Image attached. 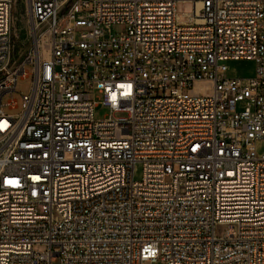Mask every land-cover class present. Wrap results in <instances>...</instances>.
Here are the masks:
<instances>
[{
    "label": "built area",
    "instance_id": "1",
    "mask_svg": "<svg viewBox=\"0 0 264 264\" xmlns=\"http://www.w3.org/2000/svg\"><path fill=\"white\" fill-rule=\"evenodd\" d=\"M25 8L12 66L0 0V264H264V0Z\"/></svg>",
    "mask_w": 264,
    "mask_h": 264
},
{
    "label": "rangeland",
    "instance_id": "2",
    "mask_svg": "<svg viewBox=\"0 0 264 264\" xmlns=\"http://www.w3.org/2000/svg\"><path fill=\"white\" fill-rule=\"evenodd\" d=\"M176 11L181 20L187 19V14L193 11L192 1H180L176 5ZM12 27H11V39H12V53L10 58V65H15L23 60L29 46L31 45L30 36L28 34L27 15L25 8V0H12ZM229 69L227 71L228 76H249L252 74L254 63L252 61L240 60L228 62ZM31 65L25 64V70L31 72ZM33 76L29 74L27 76L18 75L15 84V90L11 93H5L1 102L3 104V110L7 114H17L22 109L23 95L30 92ZM15 101V106L11 107L7 104L9 100ZM108 113V109L105 107H97L94 111L95 118H101L104 114ZM120 115V114H117ZM264 148V143H262ZM226 224H219L215 227L217 236H222ZM36 250H43V246H35ZM144 264H158V262H145Z\"/></svg>",
    "mask_w": 264,
    "mask_h": 264
},
{
    "label": "snow or ice",
    "instance_id": "3",
    "mask_svg": "<svg viewBox=\"0 0 264 264\" xmlns=\"http://www.w3.org/2000/svg\"><path fill=\"white\" fill-rule=\"evenodd\" d=\"M130 87V86H129Z\"/></svg>",
    "mask_w": 264,
    "mask_h": 264
}]
</instances>
